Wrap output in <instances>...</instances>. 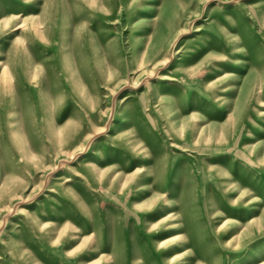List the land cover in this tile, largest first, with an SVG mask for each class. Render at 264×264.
I'll use <instances>...</instances> for the list:
<instances>
[{"label": "rangeland", "instance_id": "rangeland-1", "mask_svg": "<svg viewBox=\"0 0 264 264\" xmlns=\"http://www.w3.org/2000/svg\"><path fill=\"white\" fill-rule=\"evenodd\" d=\"M0 264H264V0H0Z\"/></svg>", "mask_w": 264, "mask_h": 264}]
</instances>
